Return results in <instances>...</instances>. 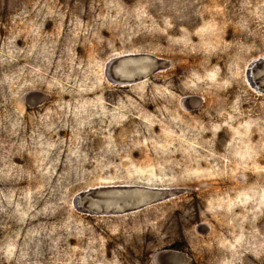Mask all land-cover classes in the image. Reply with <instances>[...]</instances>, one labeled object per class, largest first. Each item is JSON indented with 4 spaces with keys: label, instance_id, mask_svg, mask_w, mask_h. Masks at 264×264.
Returning <instances> with one entry per match:
<instances>
[{
    "label": "rangeland",
    "instance_id": "374dc122",
    "mask_svg": "<svg viewBox=\"0 0 264 264\" xmlns=\"http://www.w3.org/2000/svg\"><path fill=\"white\" fill-rule=\"evenodd\" d=\"M262 57L264 0H0V264H264Z\"/></svg>",
    "mask_w": 264,
    "mask_h": 264
},
{
    "label": "water",
    "instance_id": "95a60500",
    "mask_svg": "<svg viewBox=\"0 0 264 264\" xmlns=\"http://www.w3.org/2000/svg\"><path fill=\"white\" fill-rule=\"evenodd\" d=\"M112 63H114L113 74L115 75L112 82L120 86L138 79H144L165 65L162 59L133 54L123 56ZM256 66L264 71V57L254 61L248 70L251 71ZM247 79L251 87L257 88L250 79L249 72ZM173 193V190L165 188L120 185L97 187L86 191L85 196L90 200L88 213L115 214L136 210L157 201L168 199L173 196Z\"/></svg>",
    "mask_w": 264,
    "mask_h": 264
},
{
    "label": "bare ground",
    "instance_id": "6f19581e",
    "mask_svg": "<svg viewBox=\"0 0 264 264\" xmlns=\"http://www.w3.org/2000/svg\"><path fill=\"white\" fill-rule=\"evenodd\" d=\"M145 187V186H144ZM166 189V188H165Z\"/></svg>",
    "mask_w": 264,
    "mask_h": 264
}]
</instances>
